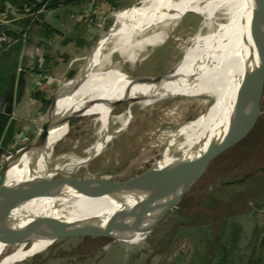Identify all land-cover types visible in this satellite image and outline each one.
<instances>
[{"label":"rangeland","instance_id":"1","mask_svg":"<svg viewBox=\"0 0 264 264\" xmlns=\"http://www.w3.org/2000/svg\"><path fill=\"white\" fill-rule=\"evenodd\" d=\"M174 1L177 7L180 8L188 5L191 0ZM223 3V0H197L193 5H190L194 11L185 13L182 16L170 19L169 13L164 15L159 13L150 15L143 25L137 24L136 21V25L128 27L123 35L115 41L112 56L114 67L109 73H123L128 77H155L171 70L183 56L182 61L177 65L182 66L191 55L199 39L206 35H211L214 38L218 34L216 31H219L218 25L228 21L224 8L220 7ZM147 16L145 13H140V22L145 21ZM113 17L114 15L110 16V24L113 23ZM210 18L211 20H209ZM257 64L258 58L250 39L243 69L245 71L251 70ZM176 78V81L166 90L139 87L134 93H128L130 95L123 99L124 103L117 104L113 110L112 118L120 117L135 108H144L156 102L166 103L168 100L172 99L173 101L188 94L190 86H187L186 73ZM68 79L64 78L59 80L60 82L57 81L54 92L57 87ZM92 104L96 105L93 112L85 114L82 111L83 113L79 117L70 120L69 126L76 127L78 124L82 126L91 118L100 119V116L109 107L110 101L107 99L94 100ZM260 106V118L250 133L241 142L226 149L213 160L198 183L164 216L144 240L140 239L136 242L137 244L133 243L131 245L105 237L67 234L65 236L61 235L53 241H51V238L47 239L43 244L36 247L39 239H46L56 229L58 220L76 216L75 207L78 216H81L92 212L107 211L119 203L123 204L125 201L135 199L132 196L86 193L57 213L55 218H35L27 225L25 223L30 219L27 218L29 214L23 218V209L15 208L10 214L12 229L6 234L5 238H10L13 235L12 233H15L24 225L17 235L20 236L23 230L31 229L36 222L45 228L42 230L40 238H34L28 242L27 254L16 259L13 264H56L54 260L59 261L57 264H78L95 254L102 253V248L113 244H117L123 252L128 250L123 253L124 258L130 261L128 264H176L175 262L181 264L180 262L185 258L186 242L192 239L198 240L202 236L201 231L193 234L189 233L187 229L191 225L201 228L202 224L217 221L216 217L220 219L221 213L226 215V213L232 211L238 213L237 211L252 210L249 203H252L256 209L264 208V125H259L261 117H264V89ZM181 122H187V120ZM160 129L157 126L144 131H135L129 135L131 140L129 139V142L127 141V143L120 146L121 148L117 149L116 153L120 154H127L132 150L131 160L129 159L128 162L121 164L122 168H116V173H121V179L141 174L150 167L151 170L165 169L170 164L173 166L183 161L187 146H185L186 149L183 148L176 155L169 157L160 153L153 144L139 145L140 143L135 141L136 139L142 140L152 136ZM75 130L78 131L79 128L76 127ZM84 134L78 131L77 134L70 135L68 139L79 138L78 136ZM139 148L140 151L137 150ZM136 155L139 160L136 159ZM134 157L135 159L132 160ZM112 171L115 170L107 169L95 173L108 175L112 174ZM246 176L249 177L245 179ZM226 182H231V186L226 188ZM59 200L60 197L50 199L53 204L59 203ZM136 204L123 207V209L120 208L108 216L103 215L105 214L103 213L97 219L117 221L123 211L131 209ZM203 204L204 206L206 204L214 207L210 212H206L201 208ZM94 219L96 218L82 222L80 220L73 224L92 222ZM101 224L105 223L101 222ZM71 230L73 229H68V232H71ZM105 255L106 257L111 256H109V253Z\"/></svg>","mask_w":264,"mask_h":264},{"label":"bare ground","instance_id":"2","mask_svg":"<svg viewBox=\"0 0 264 264\" xmlns=\"http://www.w3.org/2000/svg\"><path fill=\"white\" fill-rule=\"evenodd\" d=\"M196 1L191 0L188 5L178 8L173 0H141L124 10H118L113 13V25L102 33L101 40L95 48L93 55L86 62L82 85L75 93L60 96L55 110L58 116L62 114L67 115L72 110L73 113H81L83 111L85 114H89L96 108V105L92 104V101L103 99L110 101L109 107L100 116V119H95L91 125H87L88 122H85L82 126L81 124L76 126L79 128V132L85 133L82 136H78L79 138L68 139L70 135L77 134L78 131L75 130V126L64 125L53 128L49 132L48 139V149H54L53 156L51 158L50 154L47 155L48 158L44 159V162L41 159L34 172L28 171L31 155L27 154L16 165L12 166L7 173V184L15 185L32 180L33 178L39 180L49 179L51 181L50 185L53 188L61 189L62 191V194L57 196L60 197L59 203L53 204L50 201L52 198H42L17 207L23 209V218L29 214L27 218L30 219L25 225L35 218H55L57 213L67 205L74 203L80 196L74 191L83 187L87 188L88 182L93 179L95 180V186L91 189L89 188L88 191L83 190L82 194L132 196L135 199L97 214L78 216L75 207L76 216L64 218L65 223L73 224L76 221L81 220L82 222L93 218H96L92 221L93 223H106L112 220H98L97 217L103 213H105L103 215L112 214L120 207L140 202L149 190L148 184L145 185L144 182L147 183L155 171L162 169L151 170L150 167L147 171L141 172V174L128 178L124 177V179H121V173H116V168H122L121 164L128 162L132 152L131 150L127 154H120L116 153L117 149L121 148L120 146L127 143V141L129 142V139L131 140L129 135L135 131H144L159 126L161 129L154 135L142 140L136 139L135 141L139 142V145L145 143L153 144L160 153L169 157L176 155L183 148L186 149L185 146H187L183 161L193 159L202 153L211 141H219L223 137V130L219 131L217 128L224 123V119L222 118H225V113L232 114L235 87L238 84V82H235L231 90L232 92L229 93L227 98H224L223 90L226 85L223 82L225 77L223 75V79L221 78L222 80L219 85L217 84V86L213 87L207 85L206 82L208 81H205L212 75L206 77H200L199 75V81L195 82V85L199 86L198 91H194L196 86H192L189 89V93L181 98L173 101L171 99L166 103L156 102L144 108H135L120 117L112 118V112L117 106V102L123 101V99L130 95L128 93H134L139 87L166 90L174 82L163 80L158 85L140 84L131 81L134 76L128 77L123 73H109L114 67L112 56L115 41L123 35L128 27L136 25V21L137 24L143 25L147 22L150 15L159 13H163V15L169 13L170 19L179 17L185 13L194 11L190 5H193ZM223 2L220 7L224 8L228 21L218 25L219 31H216L218 34L214 38L211 35H206L198 40L186 62L182 66L177 67L174 77H179L186 73L190 57L193 54L199 53L203 44L211 45L212 52H214L213 59L217 62V67H219V64L223 65L219 69L231 68L233 70L239 61H242V64L244 63L250 41L247 25L249 18L257 7V1L223 0ZM140 13L148 15L143 22H140ZM96 55H103V62L95 73L96 75H89L87 73V65L90 59ZM70 79L64 82L63 89L65 91L74 84ZM202 84L205 87L201 88ZM125 90L127 91L123 94ZM231 93L232 95H230ZM85 99L89 100V105H85L87 103L84 101ZM220 107L222 108L220 109ZM227 108L228 110H225ZM182 120H187V122H181ZM115 124L116 126H114ZM222 128L224 129V127ZM202 139L206 140L205 144L202 148L194 151L193 146H196L198 142V145H200ZM137 150L140 151V148ZM136 157L139 160L137 155ZM170 166H167L165 169ZM107 169H114L115 171H112L113 173L108 175L95 173ZM139 177L142 180L135 184L136 180L140 179ZM24 226L15 233H12L13 235L10 238L4 237V243H0V264H13L16 259L27 254L28 242L40 236L42 230L45 228L41 225L39 228L35 227L34 231L23 230L22 234L18 236V232ZM54 231L46 239L39 240L36 247L43 244L47 239L51 238L52 240ZM140 239H143V237L137 235L130 242H138Z\"/></svg>","mask_w":264,"mask_h":264},{"label":"crops","instance_id":"3","mask_svg":"<svg viewBox=\"0 0 264 264\" xmlns=\"http://www.w3.org/2000/svg\"><path fill=\"white\" fill-rule=\"evenodd\" d=\"M138 1L51 0L47 13L33 17L34 0H0V18L10 31L28 36L0 54V156L6 157L34 137L35 120L47 108L44 102L52 100L57 81L76 75L98 38L114 23L110 24L114 11ZM102 62V55L92 57L87 73L96 75ZM8 100L12 112L5 116ZM87 121L91 125L95 119ZM187 231H201L202 236L186 242L181 264H264V218L255 210L226 214L201 228L191 225ZM102 249L78 264L130 263L123 256L128 250L123 252L117 244Z\"/></svg>","mask_w":264,"mask_h":264},{"label":"water","instance_id":"4","mask_svg":"<svg viewBox=\"0 0 264 264\" xmlns=\"http://www.w3.org/2000/svg\"><path fill=\"white\" fill-rule=\"evenodd\" d=\"M256 1L257 7L249 18L247 25L253 50L258 58L256 67L245 71L242 61H239L233 70L231 68L219 69L223 65L219 64V67H217V62L213 59L214 52H212L211 45L203 44L199 53L193 54L190 57L186 68L187 86H196L194 91L199 90V86L195 85V82L200 79L199 75L200 77L212 75L205 80L208 81L206 84L212 87L217 86V84L219 85L223 79L222 75L225 76L223 80L226 85L223 90L224 98L229 96V93L232 92V87L235 85L234 83L239 81L234 95L232 114L225 113V118H222L224 119V123L217 128L219 131L223 130V137L219 141H211L205 150L193 159H187L167 169L155 171L150 180L147 183L144 182L145 185L148 184L149 186L146 196L131 209L123 211L119 220L107 221L105 224L98 222L67 224L64 220H58L51 241L61 235L65 236L67 234L105 237L114 241L120 240L124 242L133 240L137 235H141L143 239L146 238L164 216L198 183L213 160L226 149L241 142L250 133L261 115L260 103L264 89V0ZM100 40L101 36L96 41L90 53L84 58V62L79 71L70 79L74 84L66 91L63 89L65 83L57 87L50 104L35 120L37 132L34 137L4 158L3 165L0 167V243H4V237L12 229L10 214L15 208L36 199L55 198L62 194L61 189H55L50 185L51 181L49 179L39 180L33 178L32 180L20 182L15 185L7 184V173L12 166L16 165L27 154L31 155L28 166V171H31V173L36 170L41 159L43 161L48 158L47 155L49 154L52 158L54 149H48L49 132L53 128L64 125L69 126L71 119L79 117L83 113H73L72 110L67 115L62 114L58 116L55 110L57 101L63 94L75 93L82 85L86 62L93 55ZM231 56L234 58L233 55ZM182 59L183 56L165 74L155 77L134 76L131 81L153 85H158L163 80L168 82L176 81L174 74L178 67L177 65ZM222 61L224 62V60ZM216 67L217 70L215 71ZM195 79L196 81H194ZM203 87H205L204 84H202L201 88ZM84 101L87 102L85 105H89V100L85 99ZM119 103L124 102H117V104ZM225 110H228V108ZM11 112L12 104L8 100L3 115L9 116ZM1 129L2 126H0V134ZM205 142L206 140L202 139L200 145H198L199 142L196 146H193V144L194 151L202 148ZM141 180L142 178L136 180L135 184ZM87 185V188L83 187L74 192L82 196L83 190L88 191L89 188L91 189L95 186V180H90ZM35 227L39 228L41 224L36 222L28 230L34 231L36 229ZM70 228L73 230L68 232Z\"/></svg>","mask_w":264,"mask_h":264},{"label":"built area","instance_id":"5","mask_svg":"<svg viewBox=\"0 0 264 264\" xmlns=\"http://www.w3.org/2000/svg\"><path fill=\"white\" fill-rule=\"evenodd\" d=\"M51 6H52L51 0H34L33 12L31 13V15L33 17H37L41 14L47 13L51 9ZM27 38L28 36L25 32H22L21 34L18 35H14L7 27L6 22L0 18V54L3 51L9 49L17 41L23 43L27 40ZM4 158L5 157L3 155L0 156V167L3 165ZM249 206L252 207V210L259 212L261 216L264 218V208L256 209L254 208L252 203H249Z\"/></svg>","mask_w":264,"mask_h":264},{"label":"trees","instance_id":"6","mask_svg":"<svg viewBox=\"0 0 264 264\" xmlns=\"http://www.w3.org/2000/svg\"><path fill=\"white\" fill-rule=\"evenodd\" d=\"M45 104H46V106H48L49 104H50V102H44ZM259 125H264V117H261V119H260V121H259ZM247 177H249V176H246L245 177V179H247ZM231 182H226V188L227 187H229V186H231ZM224 185V186H225ZM125 202H127V201H125ZM124 203V202H123ZM204 203H206V202H204ZM122 203H119V204H117V205H121ZM131 206V205H130ZM126 207V206H125ZM214 206H207L206 204H205V206H204V204H203V206L201 207L202 208V210H206V212H210L211 210H212V208H213ZM120 208H122L123 209V207H120ZM120 208H118V209H120ZM118 209H116L114 212H116V211H118ZM108 211V210H107ZM102 212H105V211H99V212H92V213H89V214H97V213H102ZM226 212V211H225ZM237 212H240V211H237ZM236 213V211L235 212H229V213H226V214H228V215H233V214H235ZM225 214V213H224ZM223 213H221V216H220V218L224 215ZM108 215H110V214H107V215H105V216H108ZM212 217V216H211ZM216 219H219V217L217 218L216 217ZM214 221V220H213ZM216 221V220H215Z\"/></svg>","mask_w":264,"mask_h":264}]
</instances>
